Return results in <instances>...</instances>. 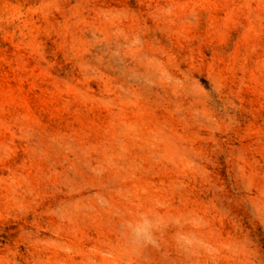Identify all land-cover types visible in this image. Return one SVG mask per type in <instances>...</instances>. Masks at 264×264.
<instances>
[{
	"label": "rangeland",
	"instance_id": "rangeland-1",
	"mask_svg": "<svg viewBox=\"0 0 264 264\" xmlns=\"http://www.w3.org/2000/svg\"><path fill=\"white\" fill-rule=\"evenodd\" d=\"M0 264H264V0H0Z\"/></svg>",
	"mask_w": 264,
	"mask_h": 264
},
{
	"label": "clouds",
	"instance_id": "clouds-1",
	"mask_svg": "<svg viewBox=\"0 0 264 264\" xmlns=\"http://www.w3.org/2000/svg\"><path fill=\"white\" fill-rule=\"evenodd\" d=\"M138 231V234H140V235H143L144 233L143 232H141L140 230H137Z\"/></svg>",
	"mask_w": 264,
	"mask_h": 264
}]
</instances>
